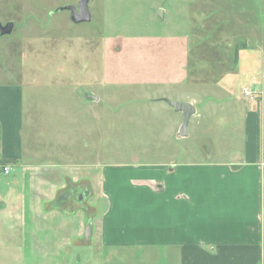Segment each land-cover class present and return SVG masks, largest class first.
Segmentation results:
<instances>
[{
    "label": "rangeland",
    "instance_id": "1",
    "mask_svg": "<svg viewBox=\"0 0 264 264\" xmlns=\"http://www.w3.org/2000/svg\"><path fill=\"white\" fill-rule=\"evenodd\" d=\"M77 2L0 0L1 24L13 23L0 35V84L23 89V142L37 160L85 154L101 168L242 155L241 114L259 104L250 36L264 30V0H89L91 19L74 23L60 8ZM163 97L195 106L186 136ZM13 166L0 162V264H176L155 245L72 244L56 263L29 255L3 210Z\"/></svg>",
    "mask_w": 264,
    "mask_h": 264
},
{
    "label": "crops",
    "instance_id": "2",
    "mask_svg": "<svg viewBox=\"0 0 264 264\" xmlns=\"http://www.w3.org/2000/svg\"><path fill=\"white\" fill-rule=\"evenodd\" d=\"M250 37L260 55L259 104L241 114L243 151L234 159L99 168L83 154L44 163L23 142L22 87L0 84V162L20 171L6 181L3 210L17 220L29 255L56 263L72 244L155 245L176 264H264V30Z\"/></svg>",
    "mask_w": 264,
    "mask_h": 264
},
{
    "label": "water",
    "instance_id": "3",
    "mask_svg": "<svg viewBox=\"0 0 264 264\" xmlns=\"http://www.w3.org/2000/svg\"><path fill=\"white\" fill-rule=\"evenodd\" d=\"M89 0H78L77 5H67L61 7L60 9H65L69 11V18L74 23H80L89 21L91 19L89 6ZM159 17H162V10L156 11ZM13 29V23L7 22L6 24L2 25L0 22V35L10 34ZM165 101L169 106H171L176 112L181 113V124L178 129L179 136H186L187 135V125L191 115L195 114L196 109L195 106L187 101H177L172 100L167 97L161 98Z\"/></svg>",
    "mask_w": 264,
    "mask_h": 264
},
{
    "label": "built area",
    "instance_id": "4",
    "mask_svg": "<svg viewBox=\"0 0 264 264\" xmlns=\"http://www.w3.org/2000/svg\"><path fill=\"white\" fill-rule=\"evenodd\" d=\"M243 92L246 94V95H249L250 94V92L248 91V90H243ZM4 169V171H7L8 170V168L7 167H4L3 168Z\"/></svg>",
    "mask_w": 264,
    "mask_h": 264
}]
</instances>
